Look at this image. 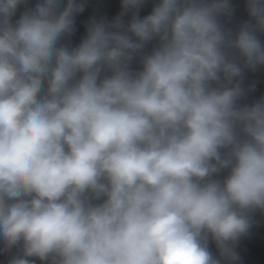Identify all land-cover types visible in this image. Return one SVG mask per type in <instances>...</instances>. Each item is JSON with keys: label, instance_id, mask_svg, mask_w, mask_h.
<instances>
[{"label": "clouds", "instance_id": "obj_1", "mask_svg": "<svg viewBox=\"0 0 264 264\" xmlns=\"http://www.w3.org/2000/svg\"><path fill=\"white\" fill-rule=\"evenodd\" d=\"M0 264H264V0H0Z\"/></svg>", "mask_w": 264, "mask_h": 264}]
</instances>
